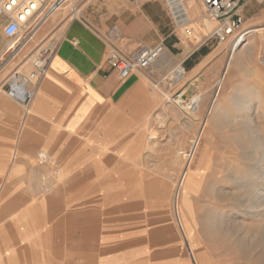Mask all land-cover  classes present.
<instances>
[{"label": "rangeland", "instance_id": "374dc122", "mask_svg": "<svg viewBox=\"0 0 264 264\" xmlns=\"http://www.w3.org/2000/svg\"><path fill=\"white\" fill-rule=\"evenodd\" d=\"M82 1L67 0L58 12L70 19L73 8L80 13ZM198 2L204 6L203 0ZM53 13L34 23L33 39L24 48L20 46L27 32L10 39L0 21L1 91L6 92L5 82L14 72L34 70L33 61L40 60L42 50L55 51L54 32H45ZM243 16L244 24L262 27L263 41L257 42L251 57L237 60L223 84L218 81L232 52L231 41L223 46L209 31L196 43L190 34L182 35L169 14L166 33L187 50L199 51L165 72L160 59L151 66L157 90L153 96L133 92L114 109L95 112L89 131L99 147L88 158L45 153L26 160L15 154L14 160L22 159L28 169L15 183L22 181L31 189L0 191V264H197L191 246L198 264H264V250L236 223H224L218 215L222 230L213 224L218 221L213 210H227L223 195L218 198L214 192L217 171L226 168L227 155L234 160L240 153L234 136L242 132H233L225 114L236 121L255 118L264 133V104L255 101L242 110L230 103L237 84L252 83L264 97V18ZM211 52L213 57L202 68L188 69ZM179 65L186 72L177 79ZM164 93L170 98L165 100ZM192 97H199L193 112L188 108ZM216 98L225 113L210 108ZM177 198L187 235L177 216Z\"/></svg>", "mask_w": 264, "mask_h": 264}, {"label": "crops", "instance_id": "0c3cea01", "mask_svg": "<svg viewBox=\"0 0 264 264\" xmlns=\"http://www.w3.org/2000/svg\"><path fill=\"white\" fill-rule=\"evenodd\" d=\"M78 6L79 16L67 19L66 12H59L48 24L45 32H54L56 47L47 74L33 84L35 99L28 111L0 90V191L31 189L22 181L15 183L16 176L28 173L22 159L35 160L45 153L88 158L99 147L89 131L95 112L114 109L133 92L157 93L149 70L120 79L108 61L112 50L131 56L163 41L165 52L159 59L165 72L200 49L189 51L166 33L169 13L164 0H84ZM240 11L262 19L264 0H244ZM213 55H200L188 69L197 71ZM16 153L21 161L14 160Z\"/></svg>", "mask_w": 264, "mask_h": 264}, {"label": "bare ground", "instance_id": "6f19581e", "mask_svg": "<svg viewBox=\"0 0 264 264\" xmlns=\"http://www.w3.org/2000/svg\"><path fill=\"white\" fill-rule=\"evenodd\" d=\"M66 1L67 0H61L59 3H57V8L55 10L56 13L54 12L53 13L54 15L52 14L53 16L59 13L58 10H61L62 6ZM40 5H41L40 3L34 5L33 10H37L40 7ZM203 5L204 6H202L198 2V0H189V2L186 3V7L188 8V12H187L188 26L183 27V24L177 23V26L181 28L182 35L186 36L190 34V36H192L191 39H193L196 43H199L202 40V37L207 36L209 34L208 33L209 31L210 33L212 31L214 32L216 28H218L219 26L218 23H216V21L219 22L218 20L211 17L209 14L207 15L204 14V10H205L204 2ZM31 16H32V12H29L27 15L23 17L24 21H28L25 24L26 28H28L29 25H32L34 21H36V20H29ZM244 26L247 28H252V32L246 38L245 43L236 44L233 46L227 65L221 76H219L220 77L218 81L219 84H223L225 77L227 76L229 71L232 70V68H234V66L237 65L236 62L241 56L248 55L251 57V53L254 50V46L258 44L257 42L263 41L262 27H252L251 25L249 26V24L247 23L244 24ZM186 28L190 29V33L186 31ZM29 37L30 36L26 37L24 43L25 41H28L29 39L32 38ZM263 37H264V32H263ZM222 44L223 46H225L226 42H223ZM161 56H163V54ZM2 59L3 58L1 57L0 61ZM33 59L34 58H30L29 59L30 62ZM39 61L35 59L33 61V64L38 63ZM176 72L178 73L176 78L179 79L183 77L186 70L184 67L180 66L179 68L176 69ZM249 82L251 81L249 80ZM164 97L165 100L170 98L166 93H164ZM198 98L199 97H192V99L190 100V103L188 105L190 111L193 112L197 110ZM255 101L257 102L259 101V103L264 104V97L262 95V91L259 90L255 85H252V83H247L244 85L237 84L230 96V103L234 105H239V107H241L242 110L252 107V103ZM210 106L212 110L218 109L221 112L225 113L224 109H222L223 107L220 105V101L217 98L213 100ZM232 117L233 116L226 113L224 118L226 119L228 124L234 127L233 132L234 131L242 132L241 134L234 136L235 142L238 143V146L240 147V153L235 155L234 160H229V157L231 155H227L225 161L223 162V164L226 165V168L224 170L220 169L217 171V173L220 176L216 178L213 183L214 192L217 193L218 198L221 195H223L222 198V202L224 204L223 206H226L227 210L224 212L223 209L220 210L212 209L218 220V221H214L213 224L217 225L218 227L217 226L216 227L222 230L223 222L227 223L230 221L232 223H236L237 226L240 227L239 229H241L246 234H249V236L254 238L257 241L258 246L264 250V133L262 131L263 128L261 129L259 125L260 124L259 121L256 120L255 118L241 119L236 121ZM198 144L199 143L197 141L193 146L192 154L190 157L192 158L195 157L198 150ZM98 145L99 144L97 143L96 146ZM192 162L193 161L190 162L189 167H187V169L185 170L184 178L187 177ZM222 182L224 183L218 185V183L220 184ZM226 187H232L233 191L227 192L225 190ZM178 188H180V185ZM176 209L178 214L177 216L179 217V221L183 227V231L187 235L186 229L181 219L179 198H177ZM218 215L219 217L222 218V220H224L223 222L220 221V219H218L219 218ZM190 250L193 253L192 258H194L195 263L198 264L192 246L190 247Z\"/></svg>", "mask_w": 264, "mask_h": 264}, {"label": "built area", "instance_id": "2783aa9c", "mask_svg": "<svg viewBox=\"0 0 264 264\" xmlns=\"http://www.w3.org/2000/svg\"><path fill=\"white\" fill-rule=\"evenodd\" d=\"M61 0H55L50 5H45L47 0H0V21H7L3 26V33L10 39H18L22 32H27L24 37H32L37 25L46 19L48 14L55 12L57 3ZM168 13L173 17L176 23L183 24L187 27V12L185 0H164ZM207 13L220 22L218 28L213 32V36L218 42L223 43L231 41V47L236 44H243L246 38L252 32V28L244 26L245 19L241 11H239L242 0H203ZM40 3L37 10H33L34 5ZM73 8V17L79 16ZM29 12L32 16L29 20H36L38 24L29 25L26 28L23 17ZM190 33V29L186 28ZM29 37V38H30ZM21 43L20 48H23L29 43ZM24 44V45H23ZM165 52L164 42H159L153 46H146L139 50L136 54L125 56L117 50H112L109 54L108 61L113 69L117 70L120 79H127L132 73L148 70L153 66L160 56ZM54 52L51 49L42 50L40 61L34 63V70L23 73L14 72L5 82L6 94L9 98L20 103L27 111L30 104L35 99V90L33 84L44 77L49 69L50 61ZM264 55V50H263ZM183 94L178 97L182 99Z\"/></svg>", "mask_w": 264, "mask_h": 264}]
</instances>
